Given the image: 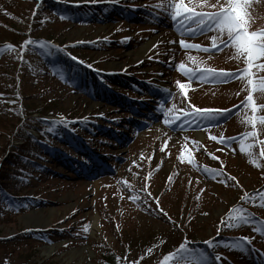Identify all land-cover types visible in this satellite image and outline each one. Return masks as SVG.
I'll return each mask as SVG.
<instances>
[{"label":"rangeland","instance_id":"374dc122","mask_svg":"<svg viewBox=\"0 0 264 264\" xmlns=\"http://www.w3.org/2000/svg\"><path fill=\"white\" fill-rule=\"evenodd\" d=\"M167 3L0 0V48L13 46L0 54V264H161L181 244L213 264H264V125L248 122L264 109L241 106L246 79L202 78L246 65L213 47L226 32L181 35ZM227 3L185 0L203 13ZM247 12L264 30V0ZM239 209L251 222L229 228Z\"/></svg>","mask_w":264,"mask_h":264},{"label":"snow or ice","instance_id":"6c2138e0","mask_svg":"<svg viewBox=\"0 0 264 264\" xmlns=\"http://www.w3.org/2000/svg\"><path fill=\"white\" fill-rule=\"evenodd\" d=\"M219 3V0H217ZM250 0H228L227 7H222L220 11L214 13H203V12H195L193 8L187 7L185 4V0H168L167 3V13L169 17L173 21H178L177 31L180 32L181 35L185 34V30L187 34L191 36H196L197 34H204L206 31H211L213 29L219 30L220 33H227V39H220L219 44L216 43L219 37H213V47L219 51L221 50V46L223 47H232L235 49L236 58H243V61L246 65L245 68L240 70L239 73H227V72H215L214 70L207 69L201 75L203 76H211V77H224L231 79L233 77H242L247 81V87L250 88V91L245 98V101L242 102L241 106L251 108L253 113L264 109V106H258L253 101V93L260 92L264 93V77L256 78L254 73L251 71L254 67L258 70H264V30L261 31H249L247 27L248 23V12L247 6L249 5ZM158 8H162V5H157ZM216 7V5H213ZM64 19L65 17H61ZM185 21L188 23L185 24ZM191 24H196L198 27L196 29H192L190 27ZM26 44L34 43L33 41H26ZM181 45L184 48L192 49L196 48L202 51H210L208 48H200L198 45H193L189 43H185V41H180ZM13 46L8 45L6 48H0V54H3L5 51L10 50ZM44 47V45H41ZM60 51V49H56ZM48 54L51 53V49ZM70 55V54H69ZM73 60H77V57H71ZM257 61H260L257 63ZM80 63H83L82 61ZM89 67H91L89 65ZM178 70L181 71L185 76L191 78V70L186 69L183 64L178 65ZM178 87L183 90L185 88V84L177 81ZM196 117L206 119L214 114L213 110H195L194 113H190ZM178 119V117H177ZM253 129L256 127V123H260L264 125V116H253L248 121ZM168 123V121H165ZM51 129H49L50 131ZM246 136H255L256 133L253 131L251 133H246ZM213 140H217V137H210ZM220 143H224V139H219ZM163 151V149H161ZM245 149L241 148V151ZM216 159V157H212ZM250 163H255L254 160H250ZM258 166V165H257ZM208 171V169H205ZM219 171V170H216ZM229 179H235L234 177H229ZM247 195V194H246ZM260 199L264 201V194L261 195ZM264 206V205H262ZM239 211L241 214L235 217L229 216L230 220H235V223H229L227 226L229 228L239 227L241 223L248 224L250 223V218L243 215L244 210H234ZM164 215H167L164 213ZM223 223V221H222ZM261 226L259 228H254V231H257L259 234L264 235V222H260ZM85 230H87L85 228ZM208 247H213V241L205 242ZM251 240L249 238H237L233 240L230 247L232 249L243 250L247 244H250ZM151 251V249H149ZM216 261L220 260V257L215 258ZM175 262V264H213V260L209 257V255L204 251H197L195 249H189L185 244H181L179 248L176 249L174 253H170L168 256L164 258L161 264H171V262Z\"/></svg>","mask_w":264,"mask_h":264},{"label":"trees","instance_id":"16d2710c","mask_svg":"<svg viewBox=\"0 0 264 264\" xmlns=\"http://www.w3.org/2000/svg\"><path fill=\"white\" fill-rule=\"evenodd\" d=\"M45 148L47 149V146H45ZM22 157H23L22 155H18V160H19V161L22 160V159H23ZM25 158H27V159H25ZM24 159H25L26 161H31V160H28V159H29L28 156H27V157L24 156ZM30 159H31V158H30ZM8 189H9V188H8ZM0 193H3V192L1 191ZM12 193H13V192H12ZM5 194H6V195H12V194H11V189L8 190V192L6 191ZM16 196H17V195H16ZM16 196L14 195L15 199L17 198ZM22 199H24V197H22ZM191 240H192V239H191ZM107 259H108V261L111 262V263H116L113 255H111V256H110L109 258H107Z\"/></svg>","mask_w":264,"mask_h":264}]
</instances>
